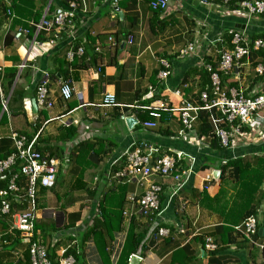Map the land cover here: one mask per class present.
I'll return each mask as SVG.
<instances>
[{"label":"crops","instance_id":"0c3cea01","mask_svg":"<svg viewBox=\"0 0 264 264\" xmlns=\"http://www.w3.org/2000/svg\"><path fill=\"white\" fill-rule=\"evenodd\" d=\"M151 1L0 0L1 86L9 100L7 111L0 103V160L14 151L13 132L36 139L41 152L60 159L56 186L40 188L37 194L35 236L53 264L69 258L73 264H126L123 251L130 228L141 237L135 252L141 258L138 264H264V141L240 138L234 154H215L210 147L198 148L200 121L186 135H180L184 129L179 116L169 112L161 113L156 129L140 126L152 120L147 108L159 105L157 101L181 107L176 90L201 106L207 80L203 66L216 67L220 53L231 49L230 31L246 30L250 41L264 35V15L247 24L236 13L239 8L230 9L224 0H168L166 12L151 9ZM72 3L77 7L75 24L51 46L53 34L39 31L38 24ZM14 6L37 17L22 19L26 27L16 24ZM129 36L134 37L132 45ZM109 37L117 47H110ZM189 44L195 46L194 54L180 58ZM80 48L84 54L70 59L69 53ZM162 59L172 65L164 84L159 79ZM258 67L264 70V50L251 49L238 72L223 78V87L248 97L263 92L264 74H258ZM46 79L54 106L34 111L36 89ZM64 82L74 89L67 102L60 94ZM152 88L158 100L151 101ZM106 92L115 95L117 106L102 107ZM143 140L159 147L161 155L183 152L185 163L189 156L197 158L193 177L174 198L173 177L150 180L163 187L162 214L153 219L139 216L130 201L141 197L143 188L113 178L127 148ZM203 164L208 169L202 171ZM8 176H0V190ZM19 184L25 187L23 178ZM119 185L126 189L124 212L131 214L123 215L119 230L95 229L101 218L99 202ZM250 217L257 218L258 227L247 237L238 228ZM13 223L14 218L0 215V264H30L29 245L12 231ZM160 228L169 235L159 236ZM208 240L216 249L206 247Z\"/></svg>","mask_w":264,"mask_h":264},{"label":"built area","instance_id":"2783aa9c","mask_svg":"<svg viewBox=\"0 0 264 264\" xmlns=\"http://www.w3.org/2000/svg\"><path fill=\"white\" fill-rule=\"evenodd\" d=\"M12 1V0H8ZM143 2L144 0H138ZM227 4L229 0H224ZM115 6V5H114ZM151 9L160 12H166L169 8L168 0H153L150 2ZM238 16L246 19L247 24H251L252 19L264 15L263 0H249L239 4ZM117 10V9H116ZM118 12V11H117ZM77 16V7L74 3L69 8L53 15L51 18H44L38 24L39 31H45L53 34V39L49 41L53 46L62 32H68L75 24ZM23 32H19L20 36ZM232 36L231 49L220 53V60L215 67L212 64H205L203 68L210 74L211 89L201 92L202 105L195 107L187 100L183 99L180 90L175 91V95L182 99L181 107H170L166 101H157L150 105L148 110L152 120L145 121L140 126L145 130H153L157 127V121L161 119L162 112L177 114L183 125V131L180 135H186L189 132H195L196 123L199 121V114L202 111L209 113V121L213 127L216 137L220 144L227 151L233 154L237 150V141L248 139L251 143L264 141V91L257 92L253 96H245L241 91H232L223 87L220 73L229 77L232 73L238 72L241 67V61L248 56L251 49L264 50V39L251 42L246 30H232L229 33ZM75 38V35H72ZM110 47H117V41L113 37L108 38ZM129 45L134 44V37L127 39ZM196 48L189 44L178 54L180 58L193 55ZM75 54L83 55L84 49L80 48L78 53H69V58L73 59ZM163 70L159 74L161 84H164L171 75L172 65L169 60L162 59ZM25 65L22 66L24 68ZM100 70V69H99ZM258 74L263 75L264 70L258 67ZM3 69L0 67V103L4 111H7L9 100L5 97L1 80ZM48 80H44L36 89V103L40 108L51 109L54 104L49 98ZM60 94L64 101H70L74 96V89L70 83H62ZM149 96L155 95V89L150 90ZM81 99V95H78ZM152 97V98H153ZM116 97L113 93L106 92L103 96L102 107L110 108L117 106ZM197 132V131H196ZM198 148H208V139L198 136ZM11 139L13 141L14 151L6 159L0 160V176L5 177L8 183L6 187L0 190V215L14 218L12 231L19 233L20 237L27 241L31 257L30 264H53L47 247L36 238V221L38 219V199L37 194L40 188L53 189L57 183L58 173L60 171V159L48 154H44L36 148L37 140H29L24 134L13 132ZM159 147L150 144L148 141H136L125 151L122 158V166L113 174L118 182L128 181L136 182L143 188L141 197H131L130 201L136 205L137 213L144 218H159L162 214L161 195L163 187L160 184L151 182L152 178L173 177L176 181V191L172 193V198L177 195L191 180L194 175L197 158L189 156L188 163H185L187 155L183 152L177 155L159 154ZM18 166L15 171V167ZM214 176V175H213ZM213 176H208L207 180H212ZM25 181V187H21L19 181ZM14 207L16 208L14 211ZM128 211L124 216H129ZM258 220L256 217H250L238 229L247 236L251 237L257 231ZM159 236H168L169 231L166 228H160ZM209 250L216 249L212 240H208ZM135 259L139 262V254L130 255L128 263L131 264ZM73 258L63 260L62 264H73Z\"/></svg>","mask_w":264,"mask_h":264},{"label":"trees","instance_id":"16d2710c","mask_svg":"<svg viewBox=\"0 0 264 264\" xmlns=\"http://www.w3.org/2000/svg\"><path fill=\"white\" fill-rule=\"evenodd\" d=\"M14 1L15 0H13V3H14ZM244 1H249V0H229L227 5L230 9L235 10L239 6V4L244 2ZM12 11L15 13V16L18 18V20L14 21V22L16 24L23 25L24 27H26L27 24H24L22 19L23 20H29V19H35L37 17V15L34 14L33 12L32 13L31 12L25 13V11H22V9H19V7H16V6H14V9ZM252 38L253 39L251 42L262 39V38L264 39V35L255 36V37L253 36ZM231 40H232V36L230 35L229 40H228L229 44L231 43ZM43 41H44L43 39L39 40V42H43ZM6 43L9 44L8 38L6 39ZM205 72L207 73V75H206V73H204L205 76L207 77V80H206V83L204 86L205 89L203 91L211 89L210 74L207 71H205ZM224 77H226V76H224L220 73V78L222 80V83H223ZM159 98H160L159 96L157 97V95H154V97L152 98L151 101L158 100ZM199 121L201 122V128H200L201 136L208 139L210 152L215 153V154H221L222 152L226 151V149L221 146L220 140L216 137V135L214 133L213 127L209 121V113L207 111L200 112ZM73 130L75 131V129H73ZM74 131H72V132H74ZM71 136L74 137L75 132L72 133ZM28 139L32 140V139H30V137H28ZM36 148L39 151H41L37 147V145H36ZM208 156H209V154H207L205 156V158H207ZM199 163L201 164L200 160L198 161V164ZM17 167L18 166L15 167V171L18 169ZM206 169H208V166H205L203 164L201 166V170L204 171ZM115 172H117V171H115ZM92 194L94 195L95 192H93ZM93 195H92V197H93ZM125 196H126L125 185H119L118 187H115V188L109 190L108 192L104 193L101 201L99 202V206H98V211L101 214V218L96 219L95 229L102 227L105 231H107V233H111L112 231H116V230L121 229V226L123 224V212H124L125 205H126ZM140 240H141V237L139 235H137L135 233V231H133V229L130 228L128 237L126 239L124 251H123V256H124V259L126 260V264H129L128 263L129 257H130V255H132L136 252L138 246L141 243ZM28 252H29V249H28ZM29 257H30V253H29ZM50 258H51V256H50ZM30 263H31V257H30Z\"/></svg>","mask_w":264,"mask_h":264},{"label":"water","instance_id":"95a60500","mask_svg":"<svg viewBox=\"0 0 264 264\" xmlns=\"http://www.w3.org/2000/svg\"><path fill=\"white\" fill-rule=\"evenodd\" d=\"M117 3L118 2H116V3H114V5H117ZM116 11H118V9L116 10ZM121 16V15H120ZM244 28V27H243ZM33 109H34V111H37V109H38V106H37V103H36V99L35 100H33ZM218 173V172H217ZM139 263V261L137 260V259H135L131 264H138Z\"/></svg>","mask_w":264,"mask_h":264},{"label":"clouds","instance_id":"9594fccd","mask_svg":"<svg viewBox=\"0 0 264 264\" xmlns=\"http://www.w3.org/2000/svg\"><path fill=\"white\" fill-rule=\"evenodd\" d=\"M117 6V5H116Z\"/></svg>","mask_w":264,"mask_h":264}]
</instances>
